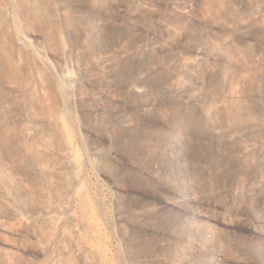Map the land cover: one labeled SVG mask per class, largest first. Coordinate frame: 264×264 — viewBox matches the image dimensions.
<instances>
[{
  "label": "rangeland",
  "instance_id": "374dc122",
  "mask_svg": "<svg viewBox=\"0 0 264 264\" xmlns=\"http://www.w3.org/2000/svg\"><path fill=\"white\" fill-rule=\"evenodd\" d=\"M157 53L203 61L180 146ZM0 264H264V0H0Z\"/></svg>",
  "mask_w": 264,
  "mask_h": 264
},
{
  "label": "bare ground",
  "instance_id": "6f19581e",
  "mask_svg": "<svg viewBox=\"0 0 264 264\" xmlns=\"http://www.w3.org/2000/svg\"><path fill=\"white\" fill-rule=\"evenodd\" d=\"M129 3H131V2H129ZM217 8H218V6H217ZM137 10H139V9L138 8L135 9V12ZM185 11H187V10H185ZM210 11L211 12L213 11L212 7H211ZM198 17H199V15H198ZM209 21H210L211 30H214L218 27V24L213 19V17H212V20H209ZM173 23H174V25L181 27L179 24H177L175 22V20H173ZM164 31H165L164 39L166 41H168L169 38L173 37L177 33V30L174 29L173 27H171L170 25H165ZM165 47H166L165 44H162L161 47H157L155 50H157V52L163 51V49ZM199 51L200 50L198 49V52ZM230 51H233V50H230ZM143 55H144V48H141L138 51V57L137 58L139 60H142V59H144ZM202 62H203L202 60H198V59L179 62V64H176V62L173 60L162 62V60L160 59L159 53H157L155 56V59L152 61V63L148 64L147 66L142 67L141 69H138V71H137L139 78H140V81L142 83L141 85H143V87H146V84L148 83V77L146 76L147 74H149L150 72H154V71L156 73L161 74L159 77V79H160L159 81L161 82L160 84H161V87L163 88L164 97L162 99H158L155 97L148 98L143 103V106L148 108V109L157 108V107L159 108V110L161 112L160 117H161V121H162L161 122V129H162V133L165 135V137L163 139V144H165V146L166 145H169V146L178 145V146H180L181 143L183 142L184 134L186 132L185 124H184L186 114H184L185 112H184V108H183L184 104H185V100L183 97V94H184L183 90L185 89L184 88L185 85L183 82V76L187 73L188 75H190L192 77L193 80L200 82L202 79L201 74H200V67L203 66ZM88 67H89V65H88ZM200 85H202V84H200ZM187 87H189V86H187ZM239 93L240 92H237V94L234 95V103L235 104L233 105V112L231 113L233 115L230 116V119L234 122L238 119H242L244 117L249 116L248 115L249 114V109H248L249 105L245 106L243 104V101H244L243 97L241 98L242 95L240 94L241 95L240 96ZM190 105H192V104H190ZM202 115L205 117L206 120H210V119H212V117H214L216 115V111L209 110L206 112L205 110L202 109ZM218 119H220V117ZM234 124H236V125L235 126L233 125V127L231 129H229L228 132L225 133V135H223L226 143L231 147L230 148L231 152H229V155L232 158L234 156V152H233L234 147H237L239 150H242V151L244 150V148H246L245 146H243L241 144L243 142V137L246 135V133L248 132V129L250 128L249 125H247L245 123L240 124V123L236 122ZM214 134H216L215 136L217 138H219V136H222V135L218 134L217 132H214ZM146 139H147V137H146Z\"/></svg>",
  "mask_w": 264,
  "mask_h": 264
}]
</instances>
